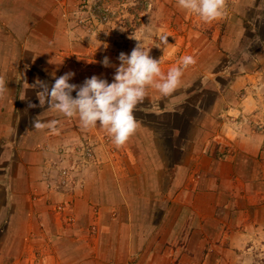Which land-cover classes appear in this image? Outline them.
I'll list each match as a JSON object with an SVG mask.
<instances>
[{
	"label": "crops",
	"instance_id": "obj_1",
	"mask_svg": "<svg viewBox=\"0 0 264 264\" xmlns=\"http://www.w3.org/2000/svg\"><path fill=\"white\" fill-rule=\"evenodd\" d=\"M58 3L0 0V264H228L231 248L256 246L252 230L264 211L247 196V170L264 163V0H226L214 33L196 32L186 47L176 36L184 9L178 0L157 2L167 35L147 26L138 33L177 37L158 52L162 73L186 55L196 63L168 96L147 87L134 111L139 127L120 147L99 122L85 129L78 117L40 107V89L29 86L51 87L68 72L69 83L93 75L111 83L120 63L115 47L104 56L95 38L89 48L79 44ZM35 119L58 120V132L35 129ZM84 141L102 164L74 191L50 193L56 148Z\"/></svg>",
	"mask_w": 264,
	"mask_h": 264
},
{
	"label": "clouds",
	"instance_id": "obj_2",
	"mask_svg": "<svg viewBox=\"0 0 264 264\" xmlns=\"http://www.w3.org/2000/svg\"><path fill=\"white\" fill-rule=\"evenodd\" d=\"M178 5L197 15L203 22L210 23L224 16L226 0H178ZM161 44H167V36L160 37ZM156 47H160L157 45ZM151 48L138 43L130 54L121 52L118 56L113 81L93 75L82 84L69 81L75 73L68 72L55 78L49 87L45 81L37 80L32 88H39L37 99L39 106L45 104L65 117H78L81 127L94 128L98 125L111 137L112 143L124 145L139 127L134 111L147 95V87L152 86L162 95L172 94L181 83L185 69L196 63L191 55L181 58L180 66L172 67L165 75L160 68L161 61L150 56ZM104 67H112L108 57L101 62ZM6 91L4 80L0 77V96ZM76 92L73 97L72 93ZM30 107H36L30 104ZM58 120L41 121L35 119L33 127L37 130L48 129L58 132Z\"/></svg>",
	"mask_w": 264,
	"mask_h": 264
},
{
	"label": "rangeland",
	"instance_id": "obj_3",
	"mask_svg": "<svg viewBox=\"0 0 264 264\" xmlns=\"http://www.w3.org/2000/svg\"><path fill=\"white\" fill-rule=\"evenodd\" d=\"M56 2H59L58 4L60 5L59 10L64 28L69 29L71 32H76L78 38L80 36L78 39L79 44H86L88 48L91 46L89 42L93 41L94 38L99 40L98 42L104 48V56L110 50L114 52V49H110L111 47L116 48L117 56L121 52L130 54L129 50L131 46L136 42L134 46L142 42L144 48H151L150 54H153L154 59L159 61L160 59L157 58L161 57V51L164 53V48L169 50L172 47L171 44L177 41V37L172 34L170 37H167V44L162 45L159 33L158 35L151 36L149 34L147 36L143 35L142 31L138 33L140 28H146L147 26L151 29L150 32L162 29V32L167 35L168 32L165 31L166 25L161 19L155 18L158 11L160 12V17L164 16L161 15L164 9L161 8L162 11L156 5L159 0H56ZM182 12L186 15L187 19L183 23L176 25L178 31L176 36L181 37V41H183V46L185 47L190 42L188 38L193 36L194 33L200 32L206 37L214 33L218 27L215 25L218 23L217 19L210 23H205L194 13L186 10H182ZM117 31L118 35L122 36L118 40L113 39L114 37L112 36ZM137 34H140L142 38L138 37L139 35ZM128 35H133L134 37L129 38ZM157 45L160 47H156ZM170 64L171 61H168L167 64L165 63V65ZM259 158H262L264 162V154H259L258 161ZM247 171L252 184V187L250 186L247 190L249 192H247V196L250 194L253 197V202L257 203V208L264 211V163L262 164V169L251 170L249 168ZM254 232L258 239L257 245L251 248L255 242L248 241L250 245L247 244L248 248L245 250L247 251L245 254L244 249L231 248V257L227 256L228 264H264V224L260 228L259 226H255V229L252 230L253 235ZM249 248L251 250H248ZM246 255L247 260L245 261Z\"/></svg>",
	"mask_w": 264,
	"mask_h": 264
},
{
	"label": "built area",
	"instance_id": "obj_4",
	"mask_svg": "<svg viewBox=\"0 0 264 264\" xmlns=\"http://www.w3.org/2000/svg\"><path fill=\"white\" fill-rule=\"evenodd\" d=\"M89 141L77 146L62 144L56 148V157L48 164L50 169L48 175L51 177L48 184L50 193L64 195L74 191L84 183L85 172L88 169L102 164V160L96 155L94 145ZM55 209L58 214H62L66 207L59 203ZM67 220L70 224L76 222L73 216H69ZM35 260L37 262V259Z\"/></svg>",
	"mask_w": 264,
	"mask_h": 264
}]
</instances>
